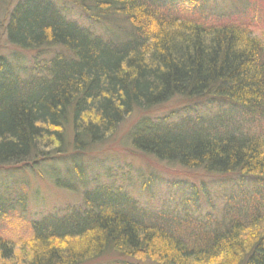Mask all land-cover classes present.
<instances>
[{"label": "trees", "instance_id": "obj_1", "mask_svg": "<svg viewBox=\"0 0 264 264\" xmlns=\"http://www.w3.org/2000/svg\"><path fill=\"white\" fill-rule=\"evenodd\" d=\"M71 2L84 22L55 0H18L10 10L9 44L53 52L30 65L0 57V168L35 169L63 157L69 142L87 150L133 111L178 97L197 114L142 117L131 146L188 171L256 182L250 195L231 197L217 216L204 218L183 196L158 209L120 186L87 187L73 166L83 185L80 204L32 219L18 240L1 228L0 264H82L108 254L152 264H264V132L239 112L264 115V43L253 34L261 13L232 10L219 19L193 8L204 0ZM98 25L102 33L93 31ZM224 103L239 109L222 112ZM53 176L57 186L76 190L72 180ZM25 204L23 194L0 196V217Z\"/></svg>", "mask_w": 264, "mask_h": 264}, {"label": "rangeland", "instance_id": "obj_2", "mask_svg": "<svg viewBox=\"0 0 264 264\" xmlns=\"http://www.w3.org/2000/svg\"><path fill=\"white\" fill-rule=\"evenodd\" d=\"M17 1L0 0V57L17 60L14 61L15 63L30 65L36 60H42L43 54L49 56L53 48L28 51L7 42L5 28L10 10ZM55 2L59 7L66 9L70 18L84 22L85 15L82 9L72 4L71 0H55ZM204 3L206 5L195 4L193 8L198 11L208 8L219 19L232 10L245 13L249 8L257 9L261 13V18H257L253 34L264 43V0H204ZM93 31L102 33L104 26H95ZM195 108L200 112L206 111L204 104L197 105ZM221 108L219 110L222 112L239 109L230 103L222 104ZM216 109L217 104L214 103L209 106L207 112L212 113ZM240 109L239 112L245 113V116L251 115L246 118V121L252 124V128L256 125L255 131L264 132L263 114L249 112L243 107ZM189 114H197L194 107H190L181 98L175 97L149 110L133 111L102 144H96L84 151H74L69 142L63 157L51 162H41L35 166V169L30 166L0 168V196L8 195L14 198L23 194L26 197L23 209L20 210V206L16 205L13 211L0 217L2 233L16 240L19 237L24 238L29 234L27 225L32 219L51 212H61L70 205L80 204L83 185L74 171L76 167L83 170L87 187L97 183L120 186L134 198L146 203L147 207L154 206L158 209H161L164 201L179 203L183 196L191 201L188 206L190 211L204 218L207 214L211 217L217 216L222 207L228 203L227 199L250 195L256 177L241 176L239 173L225 176L202 175L196 171H188L158 161L131 146L129 134L142 117L152 120L164 117L177 119ZM68 136L70 137V127ZM73 166H75L74 169ZM57 173L59 177L72 180L76 190L57 186L53 178V175ZM234 202L235 199L231 201V203ZM118 261H124L126 264H152L149 261L120 258L115 254H108L82 264H117Z\"/></svg>", "mask_w": 264, "mask_h": 264}]
</instances>
